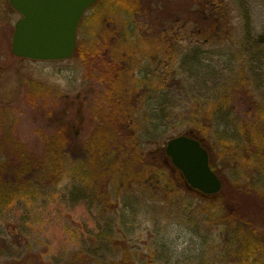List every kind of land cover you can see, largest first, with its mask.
I'll use <instances>...</instances> for the list:
<instances>
[{
  "label": "rangeland",
  "instance_id": "374dc122",
  "mask_svg": "<svg viewBox=\"0 0 264 264\" xmlns=\"http://www.w3.org/2000/svg\"><path fill=\"white\" fill-rule=\"evenodd\" d=\"M222 2L228 22L214 32L222 36L216 45L183 17L163 30L166 17L156 24L120 6L98 17L100 8L87 11L78 43L115 65L108 77L75 55H13L21 15L0 0V110L10 106L16 117L0 120L2 157L20 156L7 135L14 126L40 160L34 183L0 213V264H115L127 256L137 264H264V0ZM167 77L161 98L178 104L172 121L157 115L162 99L147 94L155 88L147 79ZM63 123L75 130L74 142L56 152L51 136ZM193 126L222 176L251 189L258 214L251 223L224 222L221 197L204 198L169 173L158 185L135 176V144L165 147Z\"/></svg>",
  "mask_w": 264,
  "mask_h": 264
},
{
  "label": "trees",
  "instance_id": "16d2710c",
  "mask_svg": "<svg viewBox=\"0 0 264 264\" xmlns=\"http://www.w3.org/2000/svg\"><path fill=\"white\" fill-rule=\"evenodd\" d=\"M222 1L224 0H219V2H217L216 0H99L95 4H93L89 8V10H97V8H100V10L96 12V17H98L99 11H101L103 8L120 6L123 8H127V10H130L134 13L136 11L142 12L147 17H157V20L154 21L156 24H164L163 20L166 17V19H168L169 21L168 24H166L167 21H165L166 25L162 27L163 30L167 27V25L170 24V22H177V16L183 17V23H189L190 25L193 24L194 30L192 32L198 34L200 39H202L203 37V41L205 44L216 45L220 43L222 36L219 35L220 39L218 38L219 40H217L216 34L214 32L219 29L220 25L222 26L223 24L228 22V20H225L222 16H220V12H222V10H220V7L222 8ZM11 8L15 10L13 7ZM82 20H84V16ZM82 20L81 24L83 22ZM192 53L193 58L198 60V51L193 50ZM74 55L80 57L83 60V63L86 65L87 70L95 67L99 70L100 75H107L108 77H111V72H114L115 70L114 64L104 63L102 57H100V53L98 50H90L89 48L84 47L81 43H78ZM104 65H107L108 68H104ZM171 79L173 85H181L182 80L180 78H176L173 76ZM167 80L168 77L164 79H157V81L155 78L147 79V84L155 85L154 89H149L150 92L147 93L149 94L148 99L156 98L157 101H160L161 93L163 90L161 84L163 82H167ZM161 99L163 101L161 104L163 105L164 103H167L166 101H169V98L165 99L163 97ZM172 99L175 100L176 96L174 95ZM182 106L183 108H186L185 105H181V107ZM177 107L178 104H172L171 102H169L167 105L161 107L160 110H157V115L159 118H162L165 121H172V118L177 114ZM3 109L5 110H0L1 122H5L3 119H10V123H14L16 117L13 113L12 108L8 106L3 107ZM184 110L186 111V109ZM184 113H186L187 115L186 118L189 119L190 117L187 114L188 112ZM119 120L120 117H115L111 120V122L113 124H117L118 126V124L120 123ZM13 128L14 126L10 127L7 135L10 137L11 142L15 148L18 146L20 147V156L18 158H15V160H13L9 156L7 158L2 157V146L0 144V213L11 207L15 203V201L25 193L28 187L34 183L32 177L35 175V172L40 165V160L32 155L33 153L30 151L26 143L21 142L18 137H15ZM74 131L75 130L72 131V128L68 123L61 124L51 136V145L54 151L58 152V150H60L61 152L62 149L71 151L74 142L73 139L75 137ZM118 132L121 135H123L122 133H124L120 129ZM183 134H188L201 140L202 144L209 150L211 165L213 169L217 172L223 182L221 191L215 195H205L201 192H198L196 190L195 191L198 192L202 197L207 199H216L218 197L222 198L226 206L224 213L221 215L222 218H226V221L224 222L229 224L251 223L250 220L258 216L257 211H253V209L255 208V205H253L255 204V199H251L253 198V196L248 193V191H251V189L240 183H231L229 182V180H227V178L222 176L221 171L217 168L213 153L210 149V145L208 144V141L205 139V136L202 132H200L193 126ZM164 144L165 143H163V145L159 146L156 149L151 147L143 148V146H140V143L134 145L133 157L134 160H137L140 164V169L138 172L135 171V176H138V178L140 177V179L145 176H150L151 178L153 176L157 179L158 185L163 180H166V175H168L169 173L172 176H175L182 186L190 189L184 176L174 166L170 157L165 152ZM128 176L134 177V172L132 170L131 172L129 171ZM169 181L165 183L169 185ZM252 192L260 193L254 188ZM115 264L137 263L127 256L122 260L121 263L119 261Z\"/></svg>",
  "mask_w": 264,
  "mask_h": 264
},
{
  "label": "water",
  "instance_id": "95a60500",
  "mask_svg": "<svg viewBox=\"0 0 264 264\" xmlns=\"http://www.w3.org/2000/svg\"><path fill=\"white\" fill-rule=\"evenodd\" d=\"M97 1L9 0L21 15L12 35V53L37 61L70 59L77 49L80 22ZM165 151L191 189L205 195L221 191L223 182L200 139L188 134L173 136Z\"/></svg>",
  "mask_w": 264,
  "mask_h": 264
}]
</instances>
